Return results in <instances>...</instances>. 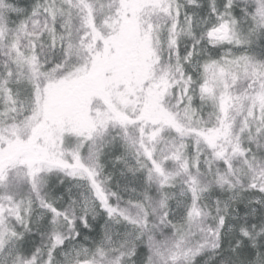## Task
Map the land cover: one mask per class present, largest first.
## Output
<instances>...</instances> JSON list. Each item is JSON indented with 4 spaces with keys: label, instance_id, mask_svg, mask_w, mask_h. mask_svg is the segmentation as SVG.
<instances>
[{
    "label": "snow or ice",
    "instance_id": "obj_1",
    "mask_svg": "<svg viewBox=\"0 0 264 264\" xmlns=\"http://www.w3.org/2000/svg\"><path fill=\"white\" fill-rule=\"evenodd\" d=\"M0 264H264V0H0Z\"/></svg>",
    "mask_w": 264,
    "mask_h": 264
}]
</instances>
